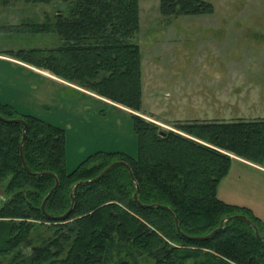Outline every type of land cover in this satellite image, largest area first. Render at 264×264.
Returning <instances> with one entry per match:
<instances>
[{"label": "trees", "instance_id": "obj_1", "mask_svg": "<svg viewBox=\"0 0 264 264\" xmlns=\"http://www.w3.org/2000/svg\"><path fill=\"white\" fill-rule=\"evenodd\" d=\"M60 1L65 9L53 19L22 23L26 32L59 35L60 43L10 50L9 56L135 111L128 112L139 153L93 154L70 172L65 130L0 101V115L27 122L28 168L59 178L47 213H66L75 184L98 176L112 162L124 160L132 168L119 165L99 181L81 184L71 214L63 220L48 218L42 203L56 178L28 172L20 154L24 124L0 119V183H5L0 264H264V221L251 208L217 195L231 154L263 164L264 118L177 121L173 129L147 119L142 116V53L135 41L139 0ZM160 10L164 16L205 14L213 12V5L207 0H161ZM6 27L19 31L21 24ZM137 186L141 203L134 197ZM152 204L166 205L173 214L144 206ZM236 214L252 224L232 219L207 239L192 238L208 235Z\"/></svg>", "mask_w": 264, "mask_h": 264}, {"label": "rangeland", "instance_id": "obj_2", "mask_svg": "<svg viewBox=\"0 0 264 264\" xmlns=\"http://www.w3.org/2000/svg\"><path fill=\"white\" fill-rule=\"evenodd\" d=\"M160 1L139 0L140 27L135 41L142 53V112L146 114L142 116L166 129H173L177 121L264 118V85L257 86L263 95L248 111L240 107L209 110V99L192 92L198 82L211 77L217 81L218 72L207 73L202 67L230 66L232 79L264 83V0H207L213 12L178 16H164ZM60 9H65L60 0L47 4L0 0V55L22 62L7 51L59 44V35L26 32L22 23L53 19ZM20 24L19 31L5 29ZM254 67L258 72L238 71ZM38 69L46 73L0 59V101L65 130L68 171L93 154L138 156V136L126 106ZM198 98L204 103L198 104ZM216 99L214 106H219L222 99ZM259 165L264 167V162ZM4 189L5 183H0V196ZM217 195L227 203L251 208L264 221V171L256 166L232 159Z\"/></svg>", "mask_w": 264, "mask_h": 264}, {"label": "crops", "instance_id": "obj_3", "mask_svg": "<svg viewBox=\"0 0 264 264\" xmlns=\"http://www.w3.org/2000/svg\"><path fill=\"white\" fill-rule=\"evenodd\" d=\"M0 59L7 60L8 62H12L14 64H18L20 67H24L27 70H31L36 73L42 74V75L46 73L42 70H39L38 68H34L31 65L25 64L23 62H16L15 59L13 58L0 55ZM201 69H204V71H206L207 73H210L212 71L216 73L218 72V74L214 76L217 79V81H212L211 80L212 77H211L207 82H204V81L198 82L192 88V92L197 93V95L201 99L203 96H204L203 100H205L206 98L209 99L208 101L209 110H220L223 108L234 110L236 107H240L244 109L245 111H248V110H252L257 105L254 100H258V101L261 100L260 98L264 92L261 93L262 91L261 88L258 87L259 88L258 89L257 86L264 85L263 81L256 80L257 81L256 83L254 82L253 84H251L250 82H247L243 79L242 81L234 80L232 79V76H231V72L233 71V69L230 66L221 67L219 69L214 66L213 67H202ZM238 71L244 72V73L250 72V71L258 72V69L257 67H254L253 69L245 68V69H239ZM247 77L249 78V76ZM216 98L222 99L221 102H218L220 104L219 106L218 105L214 106L215 103L217 102ZM251 101H254V102H251ZM200 103H204V102H201L198 98V104ZM233 159L246 162L264 171V167L259 164L245 160L238 156H234Z\"/></svg>", "mask_w": 264, "mask_h": 264}, {"label": "water", "instance_id": "obj_4", "mask_svg": "<svg viewBox=\"0 0 264 264\" xmlns=\"http://www.w3.org/2000/svg\"><path fill=\"white\" fill-rule=\"evenodd\" d=\"M131 112H134L130 109H127ZM0 119L6 121V122H19V123H22L24 124V136H23V140H22V143H21V147H20V154H21V158H22V162L25 166V168L28 170L29 173L31 174H35V175H38V176H42V175H52L56 178V184L55 186L50 190V192L46 195L43 203H42V209L44 211V213L47 215L48 218H53L55 220H63V219H66L72 212L73 210V207H74V200H75V194H76V191L78 189V187L81 185V184H91V183H94V182H97L99 181L101 178H103L109 171H111L113 168L119 166V165H124L126 166L130 172H132V168L131 166L124 160H117V161H114L112 162L108 167H106L98 176L92 178V179H88V180H81V181H78L75 186H74V191L72 192V196H73V203H72V206L71 208L66 212L64 213L63 215H60V216H53L49 213H47L46 211V204L49 200V198L51 197V195L53 194V192L58 188L59 186V178L58 176L55 174V173H52V172H32L27 164H26V161H25V158H24V143H25V140H26V129H27V122L24 120V119H21V118H14V119H6L5 117H3L2 115H0ZM139 191H140V188L139 186H137V192L134 194V197L136 199V201L138 203H141L140 200H139V197H138V194H139ZM144 206H149V207H154L156 206L157 208H163V209H166V210H169L172 214H173V211L170 209V207L166 206V205H163V204H152V205H144ZM176 219V223L178 225V230L181 231L180 229V226L178 224V219L175 217ZM232 219H242V220H245L246 222H248L249 224H252V221L245 215H241V214H236V215H232V216H229L227 217L226 219H224L221 223V225L213 230L211 233H209L208 235L206 236H200V237H192V238H197V239H207L209 237H211L213 234L217 233L218 231H220L224 225L229 222L230 220ZM256 234L259 235V232L258 230L256 231Z\"/></svg>", "mask_w": 264, "mask_h": 264}]
</instances>
